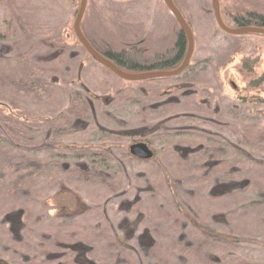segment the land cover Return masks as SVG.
Segmentation results:
<instances>
[{
	"label": "rangeland",
	"instance_id": "obj_1",
	"mask_svg": "<svg viewBox=\"0 0 264 264\" xmlns=\"http://www.w3.org/2000/svg\"><path fill=\"white\" fill-rule=\"evenodd\" d=\"M175 1L177 9L189 25L194 37L190 66L184 74L171 80L161 78L154 79L156 82H149L150 80L130 82L104 72L98 63L81 50L73 34V22L80 0H60L58 9L60 15L57 20L59 25L54 23L57 30L52 34L48 26L49 17L46 15L27 13L22 15V18L33 26L36 35H41L39 36L41 40L36 39L42 42L34 51L37 55L50 51L47 45L50 37L66 41L67 47L64 49L61 61L36 63L40 70L36 71L34 77L36 85L29 86L24 97L14 93L9 87L2 93L10 97V100L14 99L23 104L26 113L41 112V100L49 94V90L42 86L51 85V78L56 77L59 81L54 85L58 89L56 97L64 95L69 102L71 98L77 99L73 106L70 105L72 116H67L86 124L85 132L75 133L73 137H62L60 140L56 136L55 143L68 146L75 143L78 149L82 150L85 147L93 153L109 152L107 173L113 181L119 183L122 192L112 196L104 205L105 219L116 235L135 250L140 264H148V258L140 252L138 242L143 226L136 224L134 214L136 206L129 207L128 210L123 206L125 202H132L136 197L143 198L147 195L146 189L153 186L152 181L159 180L157 177L160 176V172L157 166L164 162V155L170 156L168 151L172 150L173 146L178 144L185 146V142H182L184 139L191 140L192 145L202 144L206 139L208 142H203L206 149L209 148V142L214 141L241 147L245 129L249 127L253 129L251 132L253 138L247 136L253 139L254 147L251 149L245 146L241 147V150L249 156V159L264 163V151L258 149V145L259 148L264 149V139H260L259 136V132L264 134V84L258 89L249 90L248 76L239 67L242 61H249L255 75L260 76L264 72V38L254 35L232 36L222 32L215 22L211 0ZM218 1L222 21L229 28L235 27L232 16L239 11L264 14L262 0ZM14 3L15 1L11 2V7ZM27 5L29 8L35 7L33 0ZM112 6L114 9H111ZM83 16V24L89 29L88 34L97 48L114 51L126 49L136 54L137 59L134 62L142 66L150 65L146 62L154 58L169 55L179 32L174 17L168 13L160 0H120L119 2L87 0ZM4 19V10L0 5L2 34H5L7 29ZM45 42L46 44H43ZM3 45L4 43L0 41V47ZM9 57L8 60L11 59ZM4 67L9 68L4 69ZM14 69L15 65L12 63L9 66L0 64V75L10 79L9 73ZM119 69L128 74L144 73L142 70ZM168 70L167 67L154 68L152 72ZM63 79L68 83H64ZM4 85L3 83L2 86ZM91 97L96 100H92ZM251 98L263 102L252 106ZM89 99L93 101L91 107L87 103ZM1 100L0 98V104L5 108L2 109L0 106V114L17 116L18 111L10 109L8 102ZM39 120L41 119H34L31 123L38 126L36 122ZM153 127L156 128L152 132L141 131ZM99 128L104 131H100ZM45 130L44 127H38L32 133L37 132L38 135L35 137L43 140ZM183 133H188L189 138H182ZM170 134L173 137H170ZM6 139L5 132L0 128V145ZM35 140L36 145H39L37 138ZM136 143L148 145L155 153V158L149 161L130 158L128 148ZM33 155L35 157L30 158L31 163L34 159L45 156L46 151L41 148ZM229 160L230 164L234 163L233 157ZM2 161L0 154V164ZM245 165L246 162H243L237 168L238 173L227 169L219 171L213 180V185H227L239 192L232 193L234 196L232 202L222 203L223 209L231 212L229 226L237 232L242 229L251 232L260 230V227L262 230L263 226L260 223V215L263 216L264 211L246 209L248 205L258 203L261 198L259 191H264L259 190L258 187L254 188L251 184L250 186L243 184L242 180L245 176L250 175L246 172L250 167ZM171 169L172 167L168 171ZM162 171L165 172L167 169ZM167 173L169 176L173 175ZM18 193L21 201L31 203L37 199L41 203H46L45 207L49 209L47 211L49 215L58 214L54 208L60 198L40 197L34 190H30L26 195L19 191ZM80 196L84 199L83 193H80ZM67 201L68 199L63 200V203ZM233 202L242 205L232 209L230 203ZM34 214L32 213L33 220L36 219ZM1 219L0 216V224ZM168 227L169 224L167 227L163 225L164 230ZM56 228V225L48 221L46 224L39 223L40 230L50 229L52 232L56 231ZM257 238L254 241L238 243L233 250V256L241 257L244 264H264V240L261 236ZM0 240L2 244L4 240L1 237ZM10 241L11 239H8V244ZM34 245V243L28 244L33 247ZM42 245L44 247L40 249L45 251L44 253L51 248L48 244ZM2 246L6 245L2 244ZM28 252L32 253L29 250ZM2 255L0 249V257ZM43 257L44 255L41 254L40 261ZM163 257L166 258L165 255Z\"/></svg>",
	"mask_w": 264,
	"mask_h": 264
},
{
	"label": "trees",
	"instance_id": "obj_2",
	"mask_svg": "<svg viewBox=\"0 0 264 264\" xmlns=\"http://www.w3.org/2000/svg\"><path fill=\"white\" fill-rule=\"evenodd\" d=\"M14 1L11 7V2ZM26 1L0 0L7 28L5 34L0 33V41L4 43L0 47V64L15 65L13 72L9 73L10 79L0 75V98L1 101L8 102L10 109L18 111V117L0 114V128L7 137L0 145L3 158L0 164V237L4 240L2 244L6 245L3 247L0 240L3 252L0 264H140L135 250L116 235L105 219L104 205L112 196L122 192L119 183L113 181L107 173L109 152L93 153L85 147L78 149L75 143L69 146L55 143L56 136L60 140L62 137H73L75 133L85 132L86 124L67 116H72L70 109L77 99L71 98L69 102L64 95L56 97L58 89L54 85L59 82L56 77L51 78V85L42 86L49 90V94L41 100V112L26 113L23 104L2 94L9 87L14 93L24 97L29 86L36 85L34 77L36 71H40L36 63L61 61L67 47L65 40L50 37L47 44L50 51L43 55L34 53L42 43L36 41L39 38L41 40V35H36L32 25L22 15H46L49 17L48 26L52 34L57 30L54 23H59L60 0H33V8H29ZM232 20L234 28L264 29L263 13L239 11L232 16ZM76 42L79 44L77 40ZM80 48L86 53L81 45ZM186 49V38L179 30L172 52L146 62L150 65L136 64V54L132 52L113 53L109 58L118 68L152 72L154 68L167 67L170 71L180 66ZM8 57L11 59L8 60ZM239 67L248 76L249 90L258 89L264 84V72L260 76L255 75L249 61H242ZM6 68L9 67H4ZM100 68L113 75L108 69L102 66ZM63 82L68 83L64 79ZM149 82L156 81L153 79ZM91 99L96 100L93 97ZM92 100L87 101L90 107ZM261 102L263 101L260 99H250L252 106ZM38 118L41 119L36 122L38 126L31 123ZM38 127L46 129L43 140L35 137L37 132L32 133ZM155 128H144L141 131L152 132ZM252 130L249 127L245 129L241 147H254ZM181 135L182 138H189L188 133ZM247 135L252 138L249 139ZM169 136L173 137L171 134ZM259 136L264 139L263 133L259 132ZM35 138L39 145L34 142ZM190 141L184 139L182 142H185V146H173L168 151L170 156L164 155V162L157 166L159 180L152 181L153 186L146 189L145 197H136L134 201L124 203L123 208L127 210L136 206V224L143 226L138 238L140 252L148 258V264H244L241 257L233 256V250L242 241H254L260 236L264 240V215H260L262 230L260 227V230L251 232L243 229L237 232L229 226L231 212L223 209L222 203L232 202V193L239 192L227 185H213V180L215 174L226 169L238 173L237 168L246 162L245 167H250L246 172L250 175L245 176L243 184H251L264 191V163L249 159L241 147L236 145L214 141L209 142V148L206 149L203 146V142H208L206 139L202 144L192 145ZM41 148L46 151V155L31 163L30 158L35 157L33 153ZM258 149L264 151L259 145ZM231 157L234 158V163L230 164ZM130 158L133 159L131 156ZM154 158L153 152L152 160ZM171 167L173 170L168 171ZM162 169L167 171L163 172ZM166 172L173 175L169 176ZM30 190L37 192L40 197L60 198L54 208L58 214L49 215L46 203L37 199L31 203L21 201L18 191L26 195ZM80 193L84 194V199ZM259 195V202L248 205L246 209L264 211V192L259 191ZM66 199L69 202L63 203ZM241 205L233 202L230 203V208L236 209ZM32 213H35V220ZM46 221L56 225L57 230H40L39 223L46 224ZM164 224L166 227L169 224L166 230L163 228ZM8 239H11L9 244ZM31 243L35 244L34 247L28 246ZM41 243L48 244L51 248L44 253L40 249L44 247ZM41 254L44 257L40 261Z\"/></svg>",
	"mask_w": 264,
	"mask_h": 264
},
{
	"label": "water",
	"instance_id": "obj_3",
	"mask_svg": "<svg viewBox=\"0 0 264 264\" xmlns=\"http://www.w3.org/2000/svg\"><path fill=\"white\" fill-rule=\"evenodd\" d=\"M163 3L167 6L170 13L174 17L177 25L179 26V30L184 34L187 42V49L184 56V59L180 66L174 70L170 71H153V72H144L138 74H128L120 70L115 64L107 60L101 54H99L95 49L89 44L86 38L83 36L80 24L83 19V15L86 9L87 0H80L79 8L76 13L73 22V32L74 35L85 50V52L100 66L108 69L113 75L118 77L119 79L130 81V82H139V81H147L153 79H161V78H174L179 76L190 64V60L194 50V37L193 33L181 15L180 11L173 4L171 0H162ZM264 2V0H262ZM213 14L215 22L218 28L224 32L225 34L232 36L239 35H254L264 37V29L256 28V27H242V28H229L227 27L221 18L220 14V5L218 0H211ZM129 155L137 160L149 161L153 157V151L146 145L145 143H136L129 147L128 149Z\"/></svg>",
	"mask_w": 264,
	"mask_h": 264
},
{
	"label": "flooded vegetation",
	"instance_id": "obj_4",
	"mask_svg": "<svg viewBox=\"0 0 264 264\" xmlns=\"http://www.w3.org/2000/svg\"><path fill=\"white\" fill-rule=\"evenodd\" d=\"M32 0H27L26 2V4H29L30 2H31ZM112 2H119L120 0H111ZM172 2H173V4L175 5V6H177V4H176V1L175 0H171ZM160 2L163 4V6H164V8L168 11V13L169 14H171L170 13V11H169V9L167 8V6L163 3V1L162 0H160ZM113 4V3H112ZM28 6V5H27ZM111 9H114V6H112V8ZM32 15V14H31ZM172 15V14H171ZM84 17V16H83ZM14 19H15V21L17 20V16H15L14 17ZM32 28H33V26H32ZM80 29H81V32H82V34H83V36L86 38V40L89 42V44L95 49V51H97L99 54H101L103 57H105L107 60H109L110 62H112L111 60H110V58H109V56L110 55H112L113 53H122V52H125V53H128L129 51H127L126 49H124V50H122V51H114L113 49H108V48H106V49H99V48H97V46H96V44H95V42L93 41V39H91L90 38V36H89V32H88V30L89 29H87L86 28V26H85V24H83V19H82V21H81V24H80ZM72 31H73V27H72ZM73 34H74V32H73ZM175 43V42H174ZM172 50H173V48H172ZM94 61V60H93ZM113 63V62H112Z\"/></svg>",
	"mask_w": 264,
	"mask_h": 264
}]
</instances>
